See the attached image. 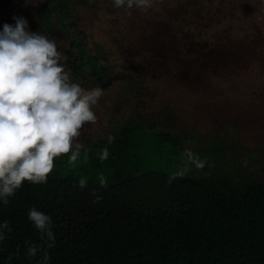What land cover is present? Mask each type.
<instances>
[{
  "label": "rangeland",
  "instance_id": "obj_1",
  "mask_svg": "<svg viewBox=\"0 0 264 264\" xmlns=\"http://www.w3.org/2000/svg\"><path fill=\"white\" fill-rule=\"evenodd\" d=\"M44 1L0 0V31L5 23L15 26L13 17L33 21ZM74 1L72 11L88 37L87 47L113 84L93 109L97 123L81 130L83 148L76 166L68 164L69 156L58 157L50 177L111 179V167L89 163L88 141L134 121L133 169L172 175L182 166L185 149L191 148L208 162L188 173L198 174L213 166L211 155L204 153L218 144L228 148V157L215 164L217 174L250 172L264 178V0H155L151 9H132L130 16L115 8L113 0ZM181 4L190 7L182 9ZM28 26L55 41L61 64L71 73L61 51L70 47L66 32L57 26L55 37L49 38L36 25ZM142 47L157 55L147 62ZM72 50L78 53L76 47ZM131 62L140 71L126 72ZM71 80L85 89L99 86L87 70ZM167 134L169 138L161 139Z\"/></svg>",
  "mask_w": 264,
  "mask_h": 264
},
{
  "label": "trees",
  "instance_id": "obj_2",
  "mask_svg": "<svg viewBox=\"0 0 264 264\" xmlns=\"http://www.w3.org/2000/svg\"><path fill=\"white\" fill-rule=\"evenodd\" d=\"M74 5V0H46L35 19L26 20L49 38L55 37L57 26L63 29L70 40L69 48L61 47L70 76L87 70L105 91L113 78L88 49V37L72 11ZM176 24L181 27L180 21ZM142 50L147 62L150 55H157ZM139 68L131 62L124 70ZM170 74L171 70L166 76ZM133 122L109 134L115 137L111 144L109 135L88 141L89 163L113 169L107 187L87 179L81 189V178L49 176L44 184L25 181L8 205L0 203V224L7 221L11 227V232L4 229L7 238L0 242V264H40L45 250L50 256L46 264H264V178L250 172H242L245 176L217 174L215 164L228 157V148L218 144L204 153L211 155L213 166L171 184L168 173L133 169ZM104 147L109 156L101 162L98 153ZM32 207L52 217L56 240L50 249L28 219ZM30 244L40 247L35 257L27 254Z\"/></svg>",
  "mask_w": 264,
  "mask_h": 264
},
{
  "label": "clouds",
  "instance_id": "obj_3",
  "mask_svg": "<svg viewBox=\"0 0 264 264\" xmlns=\"http://www.w3.org/2000/svg\"><path fill=\"white\" fill-rule=\"evenodd\" d=\"M154 3L155 0H113V6L125 9L129 16L132 9L146 12ZM13 19L15 26L5 23L0 31V203L3 205L10 203L9 198L25 181L47 183L56 158L67 155L68 164L76 166L83 148L78 142L81 130L85 124L97 123L93 109L105 94L99 86L85 89L72 82L70 73L61 64L62 56L55 41L28 30L25 18ZM114 140L112 135L107 137L109 144ZM108 156L107 147L98 153L101 162ZM184 156L182 166L169 176V184L187 176L193 166L202 170L208 163L191 148L185 149ZM83 162H87L86 154ZM99 184L107 187L103 175L99 176ZM78 186L85 188L87 179H79ZM27 215L47 248H52L56 240L52 217L35 207ZM4 229L11 232L7 221L0 224V242L7 238ZM39 250L36 244H30L27 254L35 257ZM48 260L50 256L45 250L40 264Z\"/></svg>",
  "mask_w": 264,
  "mask_h": 264
}]
</instances>
